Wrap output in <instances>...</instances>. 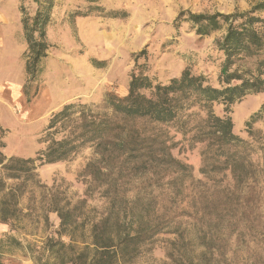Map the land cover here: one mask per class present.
<instances>
[{
  "label": "rangeland",
  "instance_id": "1",
  "mask_svg": "<svg viewBox=\"0 0 264 264\" xmlns=\"http://www.w3.org/2000/svg\"><path fill=\"white\" fill-rule=\"evenodd\" d=\"M261 1L53 0L46 25L48 49L39 75L31 79L25 72L22 18L33 16L36 2L0 0L1 151L6 156H35L46 144L45 127L52 114L70 102L102 108L107 92L126 93L133 69L167 82L188 68L219 86L223 53L215 40L225 25L199 35L186 16L241 13ZM181 11L185 14L176 20ZM259 15L264 17V11ZM213 108L223 113L221 104ZM230 114L234 131L256 148L250 155L257 167L253 178L201 173L203 144L191 146V133L182 135L176 124L163 127L175 141L172 154L191 166L190 175L174 183L171 172L158 180L132 172L117 178L115 197L126 200L144 225L163 226L138 245L129 264H264V138L250 137L245 124L254 116L252 129L264 133V91L235 102ZM97 156L91 147H82L64 160L38 165L36 178L20 184L18 211L0 221V264H38L36 256L44 252L46 239L58 238L54 201L79 205L90 217L107 213L112 194H105V183H90L85 173L86 163ZM5 182L7 191L20 180ZM61 240L68 242L66 236Z\"/></svg>",
  "mask_w": 264,
  "mask_h": 264
},
{
  "label": "trees",
  "instance_id": "2",
  "mask_svg": "<svg viewBox=\"0 0 264 264\" xmlns=\"http://www.w3.org/2000/svg\"><path fill=\"white\" fill-rule=\"evenodd\" d=\"M34 1L33 16L22 18L27 43L25 72L31 79L42 69L41 60L48 49L46 25L53 8V0ZM20 10L24 12L23 5ZM262 11L264 1L241 13L186 16L199 35L225 25L224 33L215 40L223 53L219 86L211 85L202 74H193L188 68L167 82L133 69L126 93L120 96L107 92L102 108L70 102L52 114L45 127L46 144L35 156H6L0 142V192L7 188V178L20 180L0 198V221L6 222L18 211V197L23 190L20 184L36 178L38 165L64 160L82 147H91L98 155L85 165L90 183L94 186L105 183V194H112L108 197L107 213L99 217L88 216L79 205L54 201L51 210L59 218V229L55 232L58 238L46 239L43 251L48 254L45 259L44 252L36 256L38 264H129L138 245L163 228L158 222L144 225L140 215L133 214L132 207L125 204L127 201L118 199L115 193L117 178L124 172L156 180L162 173L165 177L171 172L173 183L191 174V166L172 154L175 141L165 125L176 124V131L184 136L191 133V146L203 144L201 173L223 171L236 180L253 178L250 176L257 167L250 155L256 148L234 131L230 113L235 102L264 91V17L259 15ZM184 14L179 12L175 19ZM247 60L250 65L245 63ZM216 104L222 105V114L214 111ZM253 117L245 123L248 135L253 138L261 134L264 138V133L252 129ZM144 231L146 235L141 236ZM62 236L68 242L61 240Z\"/></svg>",
  "mask_w": 264,
  "mask_h": 264
}]
</instances>
